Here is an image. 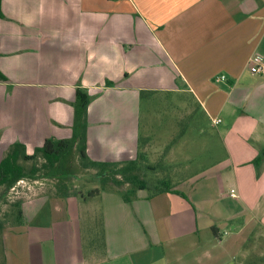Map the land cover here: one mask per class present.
Instances as JSON below:
<instances>
[{
	"label": "crops",
	"instance_id": "obj_1",
	"mask_svg": "<svg viewBox=\"0 0 264 264\" xmlns=\"http://www.w3.org/2000/svg\"><path fill=\"white\" fill-rule=\"evenodd\" d=\"M0 8V160L16 143L30 155L47 138L72 141L77 91L91 98L87 160L108 170L142 160L138 153L147 159L144 92L188 94L213 129L205 139L200 127L187 150L174 148L180 135L171 139L169 173L157 178L171 190L157 194L113 174L108 189L74 190L63 172L92 168L74 141L67 154L79 153L78 166L65 154L43 167L33 191L16 193L13 218L0 222V264H264V76L247 65L264 57V0H1ZM188 111L180 123L193 119Z\"/></svg>",
	"mask_w": 264,
	"mask_h": 264
},
{
	"label": "rangeland",
	"instance_id": "obj_2",
	"mask_svg": "<svg viewBox=\"0 0 264 264\" xmlns=\"http://www.w3.org/2000/svg\"><path fill=\"white\" fill-rule=\"evenodd\" d=\"M144 94L145 95L141 97L140 101V133L142 135L145 131L151 132L153 135V143L148 151L147 159H142L144 161L142 162L143 167L137 171V174L140 178L142 177L150 184L157 178H162L165 174L169 173V171L167 172L168 166L165 165V162L168 163L169 161L168 154L170 146L168 143L173 137L180 135V139L174 144L175 149L181 150L185 148L187 150L188 145L196 147L197 145L195 143L200 141L202 137L200 127H206L204 129L205 135L203 134V138L205 137V139L210 137V133L213 132V129L209 124H206L200 107L194 103L188 94L182 93L180 96L175 95L173 92H144ZM180 99L184 100V104L187 108L176 106ZM190 105L191 108L193 107L194 111L192 112L193 119L186 117L180 123L179 118L182 117L183 114L189 112L188 108H190ZM74 143L75 142L73 141V147L76 145ZM162 144L166 145L160 147ZM157 145H159V147ZM75 154L77 156L75 159H72V156L67 154L66 159L68 157L69 159L68 161H65V164H70L72 167H75V165L78 166L79 153L76 151ZM196 157L198 159L200 158L199 155ZM19 159H21L19 163L24 166L25 171H28L31 166H37L40 170L34 178H23L25 183H21V185L18 186L15 183L14 189L12 188L13 186L9 188L2 187L0 190V222L11 220L13 218V212L15 209L14 202L17 200V194L15 192L19 191L17 193L20 194L25 191L27 193L33 191L35 187L39 186V183L36 182V180L41 179L40 181L42 182V179L44 180V177L47 175L46 170L42 167L43 159L40 156L33 160H24L22 157ZM198 163L194 164V171L199 168ZM100 172L101 170L98 171V169L90 168L83 170L82 168H79L70 171V175L63 172L62 178L66 180L68 185L74 184V190H79L83 193H87L95 187L104 189L110 188V182L113 181L112 176L114 174L111 175L112 173H110L108 168H106L102 174H98ZM193 173H197V171ZM114 180L124 181V178L120 175H116ZM27 186L30 187L29 190L27 189Z\"/></svg>",
	"mask_w": 264,
	"mask_h": 264
},
{
	"label": "trees",
	"instance_id": "obj_3",
	"mask_svg": "<svg viewBox=\"0 0 264 264\" xmlns=\"http://www.w3.org/2000/svg\"><path fill=\"white\" fill-rule=\"evenodd\" d=\"M0 17L3 18L1 8ZM90 99V96L84 91H77L75 101L73 103L75 134L74 139L72 141L64 139L60 140L55 138H47L44 140L43 144L40 147L35 148L33 153L30 155L21 154V144H14L9 150V152L0 160V185H4L5 187L9 188L12 187L20 179L34 178L35 175L39 172L40 168H38L37 166H31L28 171H25L24 166L19 163L20 156L24 160H33L36 159V157L40 156L42 159H44L42 167H53L55 164L60 163L63 156L70 151L73 146V141H77L80 156L87 167L98 169V171L101 170V172L98 174H102L106 170V168H109V163L94 162L87 160V155L85 152V115ZM143 157V154L138 153L139 159H143ZM140 163L141 160H134L127 162L122 167H117V165H113V169H111L110 171H112V174L114 175H120L125 180H127V182L132 185H135L136 187L143 186V188L149 190L152 194L171 190V186L169 185V182L166 179H156L154 182L149 184L146 180L140 178L137 175Z\"/></svg>",
	"mask_w": 264,
	"mask_h": 264
},
{
	"label": "built area",
	"instance_id": "obj_4",
	"mask_svg": "<svg viewBox=\"0 0 264 264\" xmlns=\"http://www.w3.org/2000/svg\"><path fill=\"white\" fill-rule=\"evenodd\" d=\"M248 70L251 74L253 75H259V76H264V57L259 54V53H255L253 54L249 60H248ZM225 79V75L221 74V75H217L214 76L213 81L214 82H219L221 80ZM220 122V119H215L213 120L214 124H218ZM21 183H25L23 179H20L16 182V185H21ZM14 189V185L12 187ZM27 189L29 190L30 187L27 186ZM18 191H16L15 193H17ZM234 190H231V193H233Z\"/></svg>",
	"mask_w": 264,
	"mask_h": 264
}]
</instances>
